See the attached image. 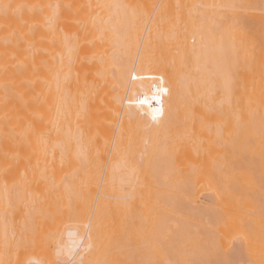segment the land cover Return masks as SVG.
<instances>
[{"label": "bare ground", "instance_id": "obj_1", "mask_svg": "<svg viewBox=\"0 0 264 264\" xmlns=\"http://www.w3.org/2000/svg\"><path fill=\"white\" fill-rule=\"evenodd\" d=\"M236 263L264 264V0H0V264Z\"/></svg>", "mask_w": 264, "mask_h": 264}, {"label": "rangeland", "instance_id": "obj_2", "mask_svg": "<svg viewBox=\"0 0 264 264\" xmlns=\"http://www.w3.org/2000/svg\"><path fill=\"white\" fill-rule=\"evenodd\" d=\"M197 200H198V203L201 206L208 208L209 209L208 211L211 210L212 206L209 204V201H210V196L209 195H207V194H201V195H199L197 197ZM236 264H238V263H236Z\"/></svg>", "mask_w": 264, "mask_h": 264}]
</instances>
